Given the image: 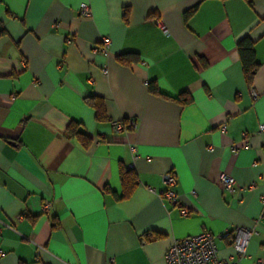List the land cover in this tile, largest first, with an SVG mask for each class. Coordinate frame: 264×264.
Returning <instances> with one entry per match:
<instances>
[{
  "label": "crops",
  "instance_id": "crops-1",
  "mask_svg": "<svg viewBox=\"0 0 264 264\" xmlns=\"http://www.w3.org/2000/svg\"><path fill=\"white\" fill-rule=\"evenodd\" d=\"M244 36L258 63L251 85ZM123 53L134 61L118 62ZM151 81L170 97L148 92ZM182 93L189 102L174 99ZM127 118L134 128L113 129ZM261 123L264 0H0V264H165L173 239L237 226L251 229L245 254L224 236L218 256L264 264ZM130 163L136 185L119 198ZM168 172L187 216L158 196ZM221 173L241 189H222Z\"/></svg>",
  "mask_w": 264,
  "mask_h": 264
},
{
  "label": "built area",
  "instance_id": "built-area-1",
  "mask_svg": "<svg viewBox=\"0 0 264 264\" xmlns=\"http://www.w3.org/2000/svg\"><path fill=\"white\" fill-rule=\"evenodd\" d=\"M79 13L83 16L90 14V8L88 3L82 2L79 6ZM160 27H164L159 22ZM98 50L106 55L108 52L110 39L107 36L102 37ZM103 73H107V69H102ZM253 97L256 96L254 91H251ZM112 127L116 131H123L132 129L135 127V120L127 118L125 123L122 120L113 121ZM224 130V124L221 126ZM259 132L264 131V123H261L258 127ZM130 149L133 151L134 148L131 146ZM232 153L237 152L236 147H231ZM135 156H133L134 159ZM129 168L133 167L130 163ZM163 182L166 187L158 193L164 201L170 203L179 208L180 214L183 216L189 215V209L182 205L179 201L173 186L176 183V176L172 172H168L162 175ZM218 185L228 192L232 193L241 188L236 183L235 179L227 173H221L217 180ZM41 209L44 213L51 210V201L44 200L42 202ZM251 235V229L248 227L237 226L234 227L228 234H213L210 231L203 230L195 235H189L179 239H173L164 254L165 264H233V256H229L225 259L218 256V249L216 240L221 237L228 238L229 244L231 245L234 256L241 257L245 254L246 245Z\"/></svg>",
  "mask_w": 264,
  "mask_h": 264
},
{
  "label": "trees",
  "instance_id": "trees-1",
  "mask_svg": "<svg viewBox=\"0 0 264 264\" xmlns=\"http://www.w3.org/2000/svg\"><path fill=\"white\" fill-rule=\"evenodd\" d=\"M253 45L254 42L247 36L242 37L236 44V49L241 61L243 76L247 85H251L253 77L258 68V63L255 60ZM132 55V53L118 54L116 55V60L121 64L128 65L130 62L134 61V59L131 57ZM147 89L148 92L152 94L159 95L164 98L170 97L159 92L153 81L148 83ZM174 99L180 103H187L190 101V97L184 93L180 94L179 97ZM84 102L94 109L95 118L97 121H102L107 118L104 101L101 97L89 95L85 97ZM125 120L126 119H122L123 123H125ZM67 129L70 135L80 137L82 140L86 139V135L79 128L78 123H69ZM120 180L122 183V194L119 198H126L136 185L135 175L132 172V168H122L120 171Z\"/></svg>",
  "mask_w": 264,
  "mask_h": 264
}]
</instances>
